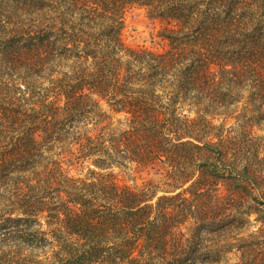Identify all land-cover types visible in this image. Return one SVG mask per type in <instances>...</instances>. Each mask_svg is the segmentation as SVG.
Returning <instances> with one entry per match:
<instances>
[{
  "label": "trees",
  "instance_id": "1",
  "mask_svg": "<svg viewBox=\"0 0 264 264\" xmlns=\"http://www.w3.org/2000/svg\"><path fill=\"white\" fill-rule=\"evenodd\" d=\"M0 264H264V0H0Z\"/></svg>",
  "mask_w": 264,
  "mask_h": 264
},
{
  "label": "rangeland",
  "instance_id": "2",
  "mask_svg": "<svg viewBox=\"0 0 264 264\" xmlns=\"http://www.w3.org/2000/svg\"><path fill=\"white\" fill-rule=\"evenodd\" d=\"M161 30V23L149 18L147 11L143 8L133 7L125 15V29L123 37L125 43L132 48H149L152 50H164L166 44L159 37V31ZM106 111H109L107 105H104ZM120 116H117V118ZM263 153V152H262ZM156 178L154 173L149 174L135 172L132 174L123 173L119 176L118 180L121 184L135 187L141 186L148 178ZM254 206H252V209ZM247 208H238L231 212L232 218L234 215L237 218H243L248 223L246 229L242 232H246L247 235L258 232V229L262 226L257 221L258 214L252 213L251 215H245Z\"/></svg>",
  "mask_w": 264,
  "mask_h": 264
}]
</instances>
